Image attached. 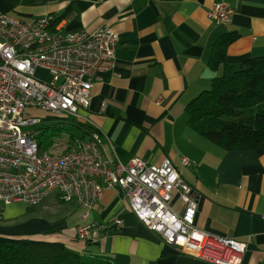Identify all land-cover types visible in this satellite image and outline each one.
<instances>
[{"label": "crops", "instance_id": "1", "mask_svg": "<svg viewBox=\"0 0 264 264\" xmlns=\"http://www.w3.org/2000/svg\"><path fill=\"white\" fill-rule=\"evenodd\" d=\"M221 1L235 12L215 24L208 12ZM2 11L27 21L52 15L69 32L108 24L118 34L115 63L95 82L79 121L96 127L102 151L111 155L113 147L122 162L170 158L201 195L196 225L245 243L242 264H264V148L225 150L191 128L185 111L223 73V66L217 72L208 66L220 35H240L228 46V64L264 56V0H0ZM24 204L0 203V235L61 241L78 252L95 246V254L130 264H213L167 244L131 211L121 190H106L87 218L77 207L69 217L22 221L13 215ZM10 207L13 213L3 211ZM115 218L123 224L113 227ZM85 224L92 226L89 243L76 236Z\"/></svg>", "mask_w": 264, "mask_h": 264}, {"label": "built area", "instance_id": "2", "mask_svg": "<svg viewBox=\"0 0 264 264\" xmlns=\"http://www.w3.org/2000/svg\"><path fill=\"white\" fill-rule=\"evenodd\" d=\"M234 12L221 1L208 16L226 24ZM55 20L43 15L27 21L0 12V202L38 205L56 193L87 218L106 190H121L137 218L179 252L213 264H242L245 243L196 225L201 195L170 158L159 164L140 157L122 162L113 147L111 155L102 151V133L94 126L64 149L53 142L41 146L38 127L44 118L81 119L95 82L114 66L118 42L108 24L69 32ZM37 110L51 115L38 116ZM182 163L190 165L191 159L183 157ZM113 222L123 224L120 218ZM91 227L79 225L76 236L89 239Z\"/></svg>", "mask_w": 264, "mask_h": 264}, {"label": "trees", "instance_id": "3", "mask_svg": "<svg viewBox=\"0 0 264 264\" xmlns=\"http://www.w3.org/2000/svg\"><path fill=\"white\" fill-rule=\"evenodd\" d=\"M239 36L236 31L227 32L214 41L208 66L215 72L223 66V73L214 75L211 87L185 107L189 126L229 151L264 148V56L252 57L236 65L228 64V46ZM55 121L52 126L45 121L39 125L42 147L49 146L54 132L63 126L62 122ZM70 124L84 133L88 131L87 125L79 120ZM105 232L115 233L110 228ZM86 242L89 243V239ZM0 264L130 263L109 255L91 254L89 250L78 252L61 241L0 235Z\"/></svg>", "mask_w": 264, "mask_h": 264}, {"label": "rangeland", "instance_id": "4", "mask_svg": "<svg viewBox=\"0 0 264 264\" xmlns=\"http://www.w3.org/2000/svg\"><path fill=\"white\" fill-rule=\"evenodd\" d=\"M38 75H41L47 82L51 81V76H49L45 71L39 70ZM211 87V86H209ZM208 87V89H209ZM36 114L38 116H48L51 115L50 112L44 111V110H37ZM47 119L45 122L47 125H53L55 124V120L51 119L50 117L44 118ZM74 119L73 117L71 118H65L61 119L60 122L63 124V126L60 129H57L54 134L52 135V142L53 145L56 144H61L60 149H64L65 145L72 141V137L76 136L81 137L84 132L80 131L79 128H74L70 123L73 122ZM2 203V202H0ZM25 209L20 213V214H15L13 216L17 217L19 220L22 219V221H26L28 218H33L36 216L42 217L45 216V218L49 220L57 219V218H62V217H69L72 213H75L79 206L77 204L71 202H62L59 197L57 196L56 193L50 195L47 197V199L39 204V205H28L24 204ZM45 206V207H44ZM2 207H7V205L2 203ZM78 207V208H77ZM16 211H21L22 207L17 205V208L15 209ZM8 214L13 213L12 207L6 208L5 210ZM68 219V218H67ZM96 247L94 248L91 246V254H95L94 251H96Z\"/></svg>", "mask_w": 264, "mask_h": 264}]
</instances>
